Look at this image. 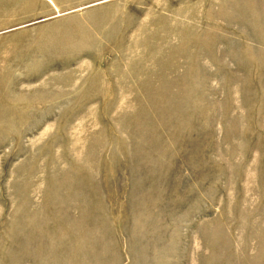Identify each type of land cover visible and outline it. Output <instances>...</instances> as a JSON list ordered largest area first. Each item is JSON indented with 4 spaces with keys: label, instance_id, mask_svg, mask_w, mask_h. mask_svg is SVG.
Instances as JSON below:
<instances>
[{
    "label": "rangeland",
    "instance_id": "rangeland-1",
    "mask_svg": "<svg viewBox=\"0 0 264 264\" xmlns=\"http://www.w3.org/2000/svg\"><path fill=\"white\" fill-rule=\"evenodd\" d=\"M0 264H264V0H0Z\"/></svg>",
    "mask_w": 264,
    "mask_h": 264
}]
</instances>
